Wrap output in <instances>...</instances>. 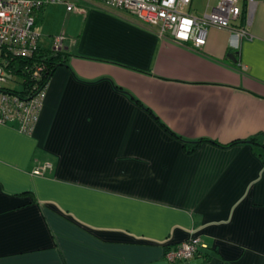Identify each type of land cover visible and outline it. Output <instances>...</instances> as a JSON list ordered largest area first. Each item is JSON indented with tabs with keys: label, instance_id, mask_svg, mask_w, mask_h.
Instances as JSON below:
<instances>
[{
	"label": "crops",
	"instance_id": "obj_1",
	"mask_svg": "<svg viewBox=\"0 0 264 264\" xmlns=\"http://www.w3.org/2000/svg\"><path fill=\"white\" fill-rule=\"evenodd\" d=\"M74 3L37 12L39 52L63 33L69 58L33 131L0 124V264H170L192 235L208 248L184 264H264V150L232 143L264 144V1L199 49ZM51 5L59 32L39 25Z\"/></svg>",
	"mask_w": 264,
	"mask_h": 264
},
{
	"label": "built area",
	"instance_id": "obj_2",
	"mask_svg": "<svg viewBox=\"0 0 264 264\" xmlns=\"http://www.w3.org/2000/svg\"><path fill=\"white\" fill-rule=\"evenodd\" d=\"M110 8L129 11L142 22L158 27L162 36L201 48L210 27L226 28L243 36L245 27L233 26L246 12L247 25L258 0H216L209 12L195 16L186 11L192 0H100ZM264 1V0H260ZM75 0H0V124L22 133L33 131L46 97L48 80L39 53L41 33L37 12L48 4H64L68 11H81ZM245 4V6H244ZM246 8V9H245ZM65 35L52 38V50H63ZM25 61L28 63H23ZM29 81L26 83V81ZM12 83L9 87L6 84ZM48 165L34 170L42 173ZM208 244L199 235L179 242L166 251L170 264H184L196 258Z\"/></svg>",
	"mask_w": 264,
	"mask_h": 264
},
{
	"label": "trees",
	"instance_id": "obj_3",
	"mask_svg": "<svg viewBox=\"0 0 264 264\" xmlns=\"http://www.w3.org/2000/svg\"><path fill=\"white\" fill-rule=\"evenodd\" d=\"M69 58V53H67L64 50H52V49H47V50H42L41 52L36 54V59H39L41 61L44 62L45 67H46V79L48 80L51 76V74L53 73V71L56 69L57 66L59 65H66L67 61ZM21 62H25V61H21ZM25 63H28L25 62ZM26 83H28L29 81L25 80ZM250 142L254 145H256V147L258 146V148L260 150H264V144L261 141H258L257 137H252L248 140H238L232 143H239V142ZM193 143V145H196L197 142H191ZM258 148H256L258 150Z\"/></svg>",
	"mask_w": 264,
	"mask_h": 264
},
{
	"label": "rangeland",
	"instance_id": "obj_4",
	"mask_svg": "<svg viewBox=\"0 0 264 264\" xmlns=\"http://www.w3.org/2000/svg\"><path fill=\"white\" fill-rule=\"evenodd\" d=\"M204 0L202 4H204ZM47 14L42 18L41 22L39 25L43 28L45 26L46 29H50L52 31H60L62 23H63V18L64 15L66 14L65 7L62 5H51L50 7L47 8ZM7 86L11 87L13 86L12 83H7Z\"/></svg>",
	"mask_w": 264,
	"mask_h": 264
}]
</instances>
